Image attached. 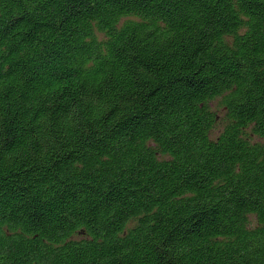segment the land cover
<instances>
[{"label":"trees","instance_id":"16d2710c","mask_svg":"<svg viewBox=\"0 0 264 264\" xmlns=\"http://www.w3.org/2000/svg\"><path fill=\"white\" fill-rule=\"evenodd\" d=\"M0 264H264V0H0Z\"/></svg>","mask_w":264,"mask_h":264}]
</instances>
